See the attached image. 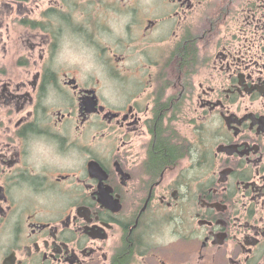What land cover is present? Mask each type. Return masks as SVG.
<instances>
[{"label":"flooded vegetation","instance_id":"obj_1","mask_svg":"<svg viewBox=\"0 0 264 264\" xmlns=\"http://www.w3.org/2000/svg\"><path fill=\"white\" fill-rule=\"evenodd\" d=\"M2 8L0 264H264V0Z\"/></svg>","mask_w":264,"mask_h":264},{"label":"rangeland","instance_id":"obj_2","mask_svg":"<svg viewBox=\"0 0 264 264\" xmlns=\"http://www.w3.org/2000/svg\"><path fill=\"white\" fill-rule=\"evenodd\" d=\"M14 18L12 20L14 21ZM11 22V17L6 9L0 10V68L5 63H12L13 78L19 79L22 70L16 66V63L22 58L21 44L19 34H16L19 27L11 25V32L7 26ZM102 56L95 54L87 49H74L69 52L62 53L58 56L59 62H64L70 66L77 68L75 72L83 79H88L94 83L97 79L102 81L100 84L103 94L108 95L110 88L104 86L103 73L101 70ZM22 78V76H21ZM107 88V89H106Z\"/></svg>","mask_w":264,"mask_h":264},{"label":"trees","instance_id":"obj_3","mask_svg":"<svg viewBox=\"0 0 264 264\" xmlns=\"http://www.w3.org/2000/svg\"><path fill=\"white\" fill-rule=\"evenodd\" d=\"M168 148V147H167Z\"/></svg>","mask_w":264,"mask_h":264}]
</instances>
